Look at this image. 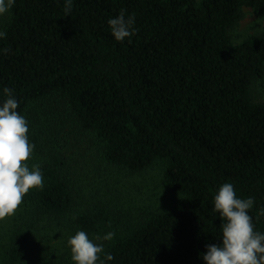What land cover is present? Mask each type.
<instances>
[{"label":"trees","instance_id":"16d2710c","mask_svg":"<svg viewBox=\"0 0 264 264\" xmlns=\"http://www.w3.org/2000/svg\"><path fill=\"white\" fill-rule=\"evenodd\" d=\"M242 7L264 18V0H73L67 15L64 0H15L0 28L9 50L0 52V90L14 89L21 115L58 98L106 163L141 171L163 162L161 185L180 197L137 223L102 205L78 214L75 226L89 236L115 233L103 241L109 264H203L205 245L220 242L213 196L224 182L254 198L249 214L264 232V103L252 97L264 38L231 41ZM121 9L135 15L130 42L107 25ZM63 166L56 158L41 167L34 199L47 214L71 209ZM27 244L17 233L9 261H25Z\"/></svg>","mask_w":264,"mask_h":264},{"label":"rangeland","instance_id":"374dc122","mask_svg":"<svg viewBox=\"0 0 264 264\" xmlns=\"http://www.w3.org/2000/svg\"><path fill=\"white\" fill-rule=\"evenodd\" d=\"M11 14L12 10L0 17V28ZM228 33L234 44L252 36L264 38V18L242 7L240 18ZM252 97L264 103V76L254 82ZM24 116L28 121L27 136L35 146L26 162L29 167L34 163L42 167L60 159L71 185L73 203L65 215L47 214L36 205L37 189H30L14 214L0 218V264H74L67 239L78 230L74 221L81 212L102 205L122 220L137 223L143 212L162 211L180 200L161 185L163 162L141 171L106 163L93 133L80 129L58 98L33 103ZM17 233L27 234L29 256L23 262L12 263L7 249Z\"/></svg>","mask_w":264,"mask_h":264},{"label":"clouds","instance_id":"9594fccd","mask_svg":"<svg viewBox=\"0 0 264 264\" xmlns=\"http://www.w3.org/2000/svg\"><path fill=\"white\" fill-rule=\"evenodd\" d=\"M15 0H0V17L10 14ZM73 0H64L67 15ZM110 33L116 41L129 40L135 34V15L125 14L121 9L107 20ZM7 33L0 29V39ZM7 48L0 52L7 53ZM4 98L0 100V218L14 214L23 196L33 188L44 186L41 165L26 162L32 155L34 144L27 136L28 121L18 111L20 101L14 89L4 86ZM254 198H240L234 186L224 182L213 196V211L223 218L220 242L206 244L201 254L203 264H264V232L255 230L249 209ZM259 214L264 215V207ZM115 233L108 231L102 236L90 237L79 229L67 239L70 258L74 264H109L113 260L110 252L104 251L103 241L111 240ZM102 254V255H101Z\"/></svg>","mask_w":264,"mask_h":264}]
</instances>
